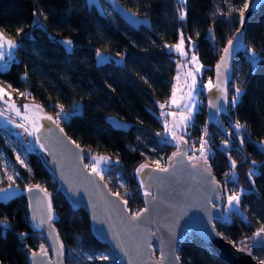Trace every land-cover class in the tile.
I'll return each instance as SVG.
<instances>
[{
  "label": "trees",
  "instance_id": "16d2710c",
  "mask_svg": "<svg viewBox=\"0 0 264 264\" xmlns=\"http://www.w3.org/2000/svg\"><path fill=\"white\" fill-rule=\"evenodd\" d=\"M119 1L139 14L144 24L137 29L130 27L104 2L106 15L101 16L93 7L88 8L85 0H0V30L18 41L15 58L6 66L0 64V80L25 93L11 98L37 103L53 119L63 106L66 116L59 123L73 140L88 149L87 165L94 157L111 158L110 164H102L100 175L112 191L127 200V211L133 213L143 205L144 189L136 170L147 163L145 153L162 152L168 159L177 147L171 137L161 136L158 116L159 100L166 98L175 66L174 53L164 45L177 39L179 29L194 34V51L203 66L201 79L208 82L212 65L239 26V13L229 15V10L241 7L243 0H187L184 22L177 19L176 0ZM18 28L23 29L19 34ZM209 29L215 40L210 38ZM59 36L71 39L69 50ZM249 47L257 52L254 63ZM98 49L123 54V62H96ZM204 82L196 91L201 97L207 85ZM235 87L243 90L238 102L228 104L227 114L219 115L231 127L228 139L218 126L209 123L214 144L207 143L206 149L207 165L218 180L225 170L232 169L231 160L237 162L232 170L236 176L233 188L242 190L239 208L225 212L224 199L221 210L227 219L221 215L214 221L219 232L237 242L251 237L264 224V1L245 21L244 43L234 57L227 86L229 97L235 94ZM110 116L129 124L116 127ZM193 116L183 136L187 142L190 132L197 134L206 121L204 110ZM234 120L245 127L237 131ZM2 129L7 138L21 144L27 167L14 159L0 133V148L18 171L13 181L21 188L19 193L0 200V221L7 224H0L4 230L0 232V261L28 264L26 253L46 245L44 233L28 225L22 193L26 186L39 184L51 193L57 214L54 226L64 246L63 264H104L109 258L115 262L109 246L93 234L88 214L81 207H71L58 189L52 174L37 158L31 140L25 142L18 132L0 126ZM226 139L229 144L225 150L216 146ZM249 171L254 172V183ZM119 177L123 186L118 183ZM5 182L1 180L0 184ZM249 250L264 260L261 246L251 245ZM97 253H106L109 258H96ZM178 255L181 264H227L191 232L179 245Z\"/></svg>",
  "mask_w": 264,
  "mask_h": 264
},
{
  "label": "water",
  "instance_id": "95a60500",
  "mask_svg": "<svg viewBox=\"0 0 264 264\" xmlns=\"http://www.w3.org/2000/svg\"><path fill=\"white\" fill-rule=\"evenodd\" d=\"M263 1L253 0L250 10L245 12L238 44L244 43L245 21ZM102 2L130 27L137 29L144 24V19L139 14L119 0H85L88 8L93 7L99 15L105 16ZM133 13L136 15L133 16ZM238 28H241L240 24ZM225 46L226 44L212 65L211 80L215 87L212 90L206 87L203 92L205 120L208 123L228 112L227 86L232 77L234 57L242 47H236L227 68L220 69L218 79L216 64L223 55L222 50ZM225 95L227 100L223 99ZM210 102L216 107H210ZM47 117L43 116L40 119L37 125L39 131L33 133L32 130L30 134L35 154L52 174L58 189L65 195L71 207H81L88 214L93 234L109 246L116 264H181L178 248L187 232L196 235L227 264H260L262 260L253 256L249 246L259 245L264 249V237L252 235L247 242L248 250L240 251L239 244L226 238L216 228L214 221L221 217V205L224 203L221 184L215 183L219 180L211 169L209 171L208 165L193 167L195 162L190 161L186 154L187 143L179 145L183 155L168 159L165 165L161 166L168 167V172L159 171L156 165L142 164L148 167L137 173L139 181H143L144 189L143 205L139 210L147 208L148 211L143 213L140 219L132 221V213L127 211L122 196L119 193L118 196L113 195L117 192L108 187L103 177L86 167L88 149L73 140L60 123L57 124L53 118L49 120ZM41 144L44 148H41ZM177 151L178 148L173 153ZM146 189L151 192V196H144ZM22 193L26 200L28 225L31 230L44 233L47 246L48 255L37 256L36 264H63L64 246L62 254H58L57 249L62 242L54 226L57 214L52 203L53 218L48 221L46 218L48 201L43 192L39 190L28 192L26 186ZM48 193L51 201V193ZM33 216L35 220L32 219ZM39 249L26 253L28 264H32L30 251ZM0 264L3 263L0 261Z\"/></svg>",
  "mask_w": 264,
  "mask_h": 264
},
{
  "label": "snow or ice",
  "instance_id": "6c2138e0",
  "mask_svg": "<svg viewBox=\"0 0 264 264\" xmlns=\"http://www.w3.org/2000/svg\"><path fill=\"white\" fill-rule=\"evenodd\" d=\"M176 3H177V19L179 21H186L187 20V9H186V4H187V0H176ZM253 3V0H243V3H242V6L239 7V8H230L229 10V15H231L232 12H238L239 13V20H238V23L241 25V28H238L236 29V35H233L230 39L227 40L226 42V46L223 48V55H221L220 57V60L219 62L216 64V72H217V77L219 79V76H220V69L222 67L224 68H227L228 66V61L233 53V51L236 49V47L238 46H243V44H238V41H239V36L242 35V28H243V25H244V20H245V12L246 11H249L250 10V7H251V4ZM133 16H135L136 14L133 13L132 14ZM40 27H43L42 24L39 25ZM23 31L22 28H18L16 30L17 34L21 33ZM209 34H210V38L212 40H215V36L214 34L212 33V29H209ZM199 35V33H197V36ZM187 40H188V47L190 50L194 49L195 48V42L192 41V38L191 36L187 37ZM64 44L68 45V46H71L72 44V41L71 39H65L63 41ZM184 44H185V36H184V33H183V30L180 29L179 30V42L176 43L175 45H164L165 47H167L169 49V52H173L175 51L177 54H179L180 56L182 57H186L188 56V52L185 51L184 49ZM17 47V41L13 38H8L6 37L3 32H0V61H3L5 59V56L6 54L7 55H11V50L16 48ZM248 52L250 53V60L252 62H255L256 58H257V52L254 48H251L249 47L248 48ZM101 53L99 51H97V56H100ZM189 63L195 65L198 63V57L193 54L191 56V59L189 61ZM180 67V65H178V68ZM203 66H200V67H196L195 68V73H200L201 70H202ZM187 77H191L192 78V84L191 85H188L189 89H193L195 88L196 86V76L194 75V73L192 71H189L188 73H186V79ZM176 80L179 81L180 80V73L178 71L177 73V76H176ZM9 88H11V85H8ZM206 87L209 89V90H212L215 86L213 85L212 83V80L211 78L209 79L208 81V84L206 85ZM176 87L174 86L173 87V94H172V98H171V103L172 104H177L178 101L176 99ZM222 91V90H221ZM235 91V94L231 97V104L234 106L237 102H238V99L242 93V88L240 87H235L234 89ZM20 95H25V93H20ZM188 98L189 100L191 99L192 97V91H189L188 92ZM4 96H8L9 99H10V94L9 93H6L5 92V89L3 87H0V98H3ZM181 99H183V97H181ZM223 99L227 100V97L226 95L223 96ZM5 103L8 104V100H5ZM8 106L10 108H12L13 110L16 111L17 115H20V110L19 108L16 107V105L14 103H11V104H8ZM25 107H28L27 105H25ZM38 107V106H37ZM186 111L184 113L181 114L180 116V122L179 123H173V126H172V129H169V126H168V122L165 121V133L166 134H169L171 135V139L173 141H178L179 143H177V148H178V151L177 152H174L172 154L171 157H169V160H172L178 156H181L183 155L184 153H182L180 150H179V145L180 143H187L186 141H184L183 137L182 136H177L176 135V131L175 129L177 128H182V127H185L186 124L191 120V117H192V114H193V111H194V105L192 106H188V105H184ZM210 107H216V105L212 104L210 102ZM160 108L161 109H164L165 108V104H160ZM63 111V106H61V112ZM5 113L3 111H0V116L4 115ZM165 113L162 111L161 112V116H164ZM170 115H175V113H170ZM60 116V113L58 112L57 113V117ZM47 119L51 120L52 117L51 116H48ZM57 124H59V119H57L55 121ZM114 126L116 127H119L121 126V122L119 121H114ZM19 127H24L23 124H20ZM245 127V125L241 124V122L239 121H236L234 123V128L239 131L241 128ZM39 131V126H36L35 124L33 125V133L34 132H37ZM61 131H63L61 129ZM32 134V133H30ZM157 135H160L159 133ZM207 136V130L205 129L201 138H200V149H199V157H197L196 155H192V156H189L188 159L190 161H194L195 163L193 164V167H203V165H207V149H206V145H207V140H206V137ZM37 140H39V137H37ZM73 143H75L73 141ZM244 143V140H243V137H240V144L242 145ZM223 144L225 145V147L228 146L229 144V141L228 140H225L223 141ZM261 145L262 147H264V141L261 142ZM77 147H79L77 145ZM41 148H44V145L41 144ZM17 159L19 160L20 164L21 165H24L25 167H27V165L24 164V161L22 159H20L19 156H17ZM94 160V163L91 164V165H86V167H89L91 169V171L94 173V174H97V175H100L101 174V171H102V168L100 167V165H107V164H110L112 161H111V158L109 157H94L93 158ZM201 161L203 162L201 164ZM118 163V161H117ZM236 161L235 160H231V167L232 169L234 170L236 168ZM253 164H255L256 162L255 161H252ZM148 167L147 165H141L139 168H137V173L141 172L144 168ZM156 168L161 171V172H168L169 171V168L168 167H161L160 164H159V161L156 162ZM209 171H210V168H209ZM226 177L229 176L230 174L229 173H226L225 174ZM248 176H249V179L253 181L254 183V172L252 171H249L248 173ZM8 181H13L14 180V177L13 176H8L7 177ZM217 185H219V181H216L215 182ZM141 184H143V181H141ZM123 186V185H122ZM13 187V184L10 183L8 185V188H0V194H4V193H8L9 190ZM33 190H39L40 192H43L44 194V197L47 199L48 203H47V220L48 221H51L52 218H53V210L51 208V201H50V198H49V193L47 192V189L45 188H42L39 184H35V185H28L27 186V191L28 192H32ZM241 194H242V190L239 191V192H231L230 194L227 195V198H226V201H227V205L229 208H232V207H238L239 204H240V197H241ZM113 195H119L118 193H113ZM144 196H151V192L148 191L147 189L144 191ZM153 199H155V197H153ZM125 207H127V200H124L123 201ZM215 206V205H213ZM29 207H31V204L29 205ZM148 209L147 208H144V209H141L137 212H134L132 213L131 215V220L132 221H136L138 219H140V217L142 216L143 213L147 212ZM33 220H35V216L32 217ZM227 219V217L225 218ZM43 220L41 221V224H43ZM127 222V221H126ZM0 224H5V226L7 227V224H6V221H0ZM4 230L3 229H0V232H3ZM21 235H24V234H21ZM57 236H58V233H57ZM253 236L254 237H264V226H262L257 232L253 233ZM251 239L250 237H245L244 240L240 241L239 242V248L238 250L240 251H246L248 250V244H247V241ZM62 250H63V244L62 243H59V247L57 249V253L58 254H62ZM48 255L47 253V250L45 249L44 245H41L40 246V249L39 251H30V257L32 259V264H36V257L37 256H43V257H46ZM163 255V254H162ZM102 259H108V257L104 256V257H101ZM89 259H91V257H89ZM260 264H264V260H262L260 262Z\"/></svg>",
  "mask_w": 264,
  "mask_h": 264
},
{
  "label": "rangeland",
  "instance_id": "374dc122",
  "mask_svg": "<svg viewBox=\"0 0 264 264\" xmlns=\"http://www.w3.org/2000/svg\"><path fill=\"white\" fill-rule=\"evenodd\" d=\"M241 6H242V4H241ZM35 16L37 17L38 15L35 13ZM179 30L177 33V39L175 41L169 43V45H175L176 43L179 42ZM0 32H3V31L0 30ZM183 33L185 36L184 49H185V51L188 52V56L182 57L179 54H177L175 51H173V53H174L173 58L175 59V66H174V71L172 73V77L170 80L168 92H167L166 98H164L163 100H159V103H158L159 108H160V104H165L164 110L166 111V113L168 115V119L170 121L171 127L173 126L174 122L175 123L180 122L181 114L186 111L184 105H188V106L194 105L195 107H194L193 114L197 111L196 91L199 88V85L202 82H204L201 79L202 70L198 74L195 73V68L202 66L199 58H198L197 64L193 65V64L189 63L191 56L193 54H195L197 56V54L195 53L194 49H192V50L189 49L187 37L191 36L192 41L195 42V36H194V34L190 33L189 31H183ZM3 34L8 38L15 39L14 37L9 36V35L5 34L4 32H3ZM65 39H70V38L64 37V36H59V40L61 41V43L64 45V47L66 49L69 50L72 47L73 42H72L71 46H68V45L63 43V41ZM17 44H18V41H17ZM15 49L16 48L11 50L10 56L6 54L5 59L3 61H0V64H3L4 66H6L10 61H12L13 58H15ZM97 51H99L101 53L100 56H97ZM109 59H113L116 62L122 63L123 62V54H114V53H110L108 51L100 50V49L95 51L96 62H102V61H106ZM178 65H180L179 68H178ZM178 71L180 73V80L179 81L176 80V76H177ZM189 71H192L194 73V75L196 76V86H195L194 90L189 89V87H188V85L192 84V78L191 77H187V79L185 78L186 73H188ZM204 83L208 84V82H206V81ZM174 86L177 89V91H176V99L178 101L177 104L171 103V98H172ZM0 87H3L5 89V92L9 93L10 96L15 95V97H18L21 93V91L18 88H13V87L9 88L8 85L5 82H3L2 80H0ZM189 91H192V97L190 100H189L188 95H187ZM181 97H183V99H181ZM5 100H8V104L14 103L16 105V107L19 108L20 115H17L16 111L13 110L12 108H10L8 106V104L5 103ZM25 105H27L28 107H25ZM0 111H3L5 113L4 115L0 116V123L4 127L8 128L10 130H14V131L18 132L19 134H21L22 139L25 142H28L30 140V133L33 130V125L35 124L37 126L40 119L43 116H46L44 114L42 107L39 104H37L35 102H29V101H23L22 102V101H19L17 99H13L11 97L9 99L8 96H4L3 98H0ZM58 112L60 113V116L65 114L64 111L61 112V109H58L57 113ZM57 113H56L55 118H54L55 121L57 120V118L60 117V116L57 117ZM170 113H175V115H170ZM193 114H192V116H193ZM109 118L111 119V122L113 125H114V123H113L114 121L121 122L120 127H127L129 124V122H127L123 119H119L116 116H110ZM191 119H192V117H191ZM190 123H191V120L186 124L185 127L175 129L176 134L178 136H182V137L185 136L186 133L189 131L188 126ZM20 124H23L24 127H19ZM0 133L5 137V139H4L5 144L10 148V151L13 154L14 159L18 162V164L21 165L19 160L17 159V156H19L20 159H22L24 161V164L26 165L25 151H24V149H22L21 144L17 141L14 142L10 138H7V136H5V134H6L5 130H3V129L0 130ZM150 148H152V147H150ZM176 149H177V147H176ZM199 155L197 157H199ZM145 157H146L147 163L152 164V165H156V162L159 161L160 166L165 165V163L169 159V157L167 159L162 152H154V151H151L149 153H145ZM93 163H94V160H91L90 165ZM21 166L25 167L24 165H21ZM100 167L103 170V168H104L103 165H100ZM8 176H13V177L18 176V171L12 167L11 162L9 161L7 154L4 153V151L0 148V181L1 180L7 181L4 184H0V188H8V185L10 183L13 184V187L9 190L8 193L0 194V200H6L9 197H11L12 195L17 194L21 191V188L18 186V184H16V182L8 181V179H7ZM118 183L120 186H122L124 183L120 177L118 178ZM232 192H236V190L233 188ZM225 198L226 197H224V199ZM238 208H239V206L229 208L227 205V201L225 203V212L226 211L228 212L229 209H238ZM134 212H136V211H134ZM222 217L226 218V214L224 213L222 215ZM262 226H264V224H261L260 228ZM242 240H244V238L237 241V242H235L233 240L232 241L235 244H239V242ZM44 247L47 250V246L44 245ZM104 256L109 258V256L106 253H97L96 254V258H101ZM89 257L90 256H86V258H88V259H89ZM72 260L74 261L75 258H72ZM104 264H116V263L111 261L109 258V261L104 263Z\"/></svg>",
  "mask_w": 264,
  "mask_h": 264
},
{
  "label": "built area",
  "instance_id": "2783aa9c",
  "mask_svg": "<svg viewBox=\"0 0 264 264\" xmlns=\"http://www.w3.org/2000/svg\"><path fill=\"white\" fill-rule=\"evenodd\" d=\"M196 96H197V111H203L204 110V112H205V100H204V98L199 96L197 93H196ZM231 97L228 96V104L230 106H233L231 104ZM162 111L165 113L164 116H161ZM65 116H66V114H63L62 116H60L57 119H59V120L64 119ZM158 116L162 122L161 136L162 137H171L170 133L169 134L165 133V121L168 122L169 129H172V127L169 123L168 117L166 115V112L163 109H160L158 111ZM193 118H194V116H192V119ZM234 123H235V120L233 121V124ZM208 124L209 123L205 121L199 127V131L197 134L190 132V137H189V141L187 142V149H186V154L188 155V157L192 156V155L198 156L200 154L199 153V149H200L199 141H200V138H201L205 129L207 130V136L205 137L207 140V143L214 144L213 133H212L211 129L209 128ZM212 124H215L216 126H218L221 133H223L225 136H227V139H228L229 133L231 131V127L228 124L223 123V121L219 118V116H218V118H216L212 122ZM216 146L220 149H224V150L226 149L225 145L223 144V141L220 143H217ZM207 155H208V151H207ZM226 173H229L230 175L226 177V175H225ZM235 179H236V176H235V173L232 169H227L224 171L223 175L221 176V180H219L224 197L227 198V195L232 192L233 182L235 181Z\"/></svg>",
  "mask_w": 264,
  "mask_h": 264
},
{
  "label": "flooded vegetation",
  "instance_id": "af4514ba",
  "mask_svg": "<svg viewBox=\"0 0 264 264\" xmlns=\"http://www.w3.org/2000/svg\"><path fill=\"white\" fill-rule=\"evenodd\" d=\"M0 126L1 127H3V128H5L7 131H9L10 129H8V128H6V127H4L1 123H0ZM34 147V146H33Z\"/></svg>",
  "mask_w": 264,
  "mask_h": 264
}]
</instances>
